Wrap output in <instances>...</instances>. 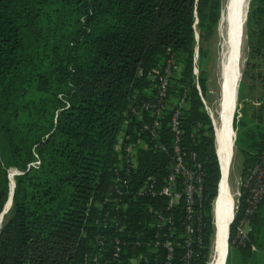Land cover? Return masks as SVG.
<instances>
[{
	"label": "trees",
	"instance_id": "1",
	"mask_svg": "<svg viewBox=\"0 0 264 264\" xmlns=\"http://www.w3.org/2000/svg\"><path fill=\"white\" fill-rule=\"evenodd\" d=\"M220 2L0 0V212L9 193L8 170L22 172L14 176L12 205L0 228V264H82L85 254L96 252L98 233L105 237L100 261L109 260L117 244L123 259L140 252L152 257L146 242L157 232L145 208L163 202L134 190L149 175L161 182L169 157L140 132L147 115L139 120L133 110L151 98L148 71H157L171 56L169 96L187 90L183 142L198 154L204 171L196 264H206L220 172L215 131L213 140L193 69L204 93ZM245 24L248 34L264 42V0L249 1ZM242 117L235 144L249 169L264 144V113ZM123 132L131 141L142 137L147 143L138 150L136 166L128 174L119 172L127 186L115 182L113 170L124 161L116 150ZM178 217L182 228L181 210ZM156 253L160 259L164 250Z\"/></svg>",
	"mask_w": 264,
	"mask_h": 264
},
{
	"label": "built area",
	"instance_id": "2",
	"mask_svg": "<svg viewBox=\"0 0 264 264\" xmlns=\"http://www.w3.org/2000/svg\"><path fill=\"white\" fill-rule=\"evenodd\" d=\"M174 66L175 59L171 56L157 71H148L147 78L150 80L148 89L152 91L151 98L144 101L138 109L133 110V115L139 120L142 119V114L147 115L149 120L142 122L140 132L149 134L152 146L169 157L167 172L161 178V182L156 176L149 175L134 190L136 195H149L163 202L161 207L148 204L145 208L150 222L148 224L157 232L153 240L149 239L146 242V246L153 253L152 257L140 252L128 259H123L120 254L122 248L120 244H117L110 259L100 261L105 237L98 233L94 238L96 252L85 254L82 264H150L151 259L154 264H196L200 256L204 171L198 154L188 150L183 142L182 118L187 102V90L184 89L176 98L169 96V84ZM196 72L197 67H194L195 75ZM140 74H142L141 68L138 69V75ZM195 85L199 91L197 82ZM166 109L169 110L165 130L167 138L163 139L161 131ZM141 148H147V143L142 137H136L134 141H131L124 132L118 136L116 150L124 161L116 164L113 169L115 182L127 186L128 179L123 178L119 172L124 170L128 174L130 169L136 166V156ZM116 192L121 194L118 188ZM237 194L231 222L234 223L231 244L244 246L247 242L245 229L264 198V144L259 151L257 161L244 175L241 189ZM241 197L243 198L242 206H240ZM105 201L116 203L117 198L107 197ZM180 210L183 213L182 228L178 227L177 221ZM102 225L106 227L107 221H104ZM118 229L121 230L122 227ZM142 234L143 232L138 235ZM159 247L164 250L163 257L160 259L156 253Z\"/></svg>",
	"mask_w": 264,
	"mask_h": 264
},
{
	"label": "bare ground",
	"instance_id": "3",
	"mask_svg": "<svg viewBox=\"0 0 264 264\" xmlns=\"http://www.w3.org/2000/svg\"><path fill=\"white\" fill-rule=\"evenodd\" d=\"M246 3L247 0H225L220 22V109L218 121H215L214 127L215 149L223 169V176L219 183L218 196L214 202L215 232L212 254L208 264H223L228 223L232 217L233 193L225 171L231 160L234 147L231 131L234 128L232 126L231 129V119L236 108L235 94L241 73ZM13 178H10L11 186ZM4 216L5 214L1 218L0 226Z\"/></svg>",
	"mask_w": 264,
	"mask_h": 264
},
{
	"label": "rangeland",
	"instance_id": "4",
	"mask_svg": "<svg viewBox=\"0 0 264 264\" xmlns=\"http://www.w3.org/2000/svg\"><path fill=\"white\" fill-rule=\"evenodd\" d=\"M225 0L220 2V16L223 10ZM217 21L215 26L214 33L208 44V61H207V70H206V90L203 93L200 87L199 80L197 78L198 69L194 79V85L198 84L199 91L197 90L198 97L202 103L203 109L206 112L210 123L213 128V140H214V131H215V121H218V113L220 109V51H221V31H220V22L221 19ZM197 32V28H196ZM264 39V37H262ZM257 49V51H256ZM195 61H197V51H195ZM241 78L239 85L241 88H238V98L236 101V108L234 111L233 117V128L231 125V131L234 136L238 132V126L243 120V115L247 117H255L256 114L264 113L262 110L264 106V42H259L255 35L248 34L246 24L244 26L243 42H242V55H241ZM202 98V99H201ZM261 111V112H260ZM242 119V120H241ZM235 130V131H234ZM236 139V138H235ZM216 141V140H215ZM215 145V142H214ZM232 151V157L228 165V181L230 189L233 193V198L236 204L238 198V192L241 189V184L244 176L245 161L247 156L240 152L239 148L234 142ZM17 168H10V170ZM248 171V169H246ZM215 200V198H214ZM213 200V202H214ZM233 201V200H232ZM233 208V204H232ZM235 209V208H234ZM212 220L214 215L213 203H212ZM213 222V221H212ZM215 222V216H214ZM231 225V224H230ZM213 226V225H212ZM214 229V226H213ZM210 245L208 249V258L206 264L210 261V255L212 254V246L214 236L213 233L210 237ZM228 246L229 243H228ZM231 248V246H230Z\"/></svg>",
	"mask_w": 264,
	"mask_h": 264
},
{
	"label": "crops",
	"instance_id": "5",
	"mask_svg": "<svg viewBox=\"0 0 264 264\" xmlns=\"http://www.w3.org/2000/svg\"><path fill=\"white\" fill-rule=\"evenodd\" d=\"M245 230L246 244L228 246L224 264H264V198Z\"/></svg>",
	"mask_w": 264,
	"mask_h": 264
},
{
	"label": "water",
	"instance_id": "6",
	"mask_svg": "<svg viewBox=\"0 0 264 264\" xmlns=\"http://www.w3.org/2000/svg\"><path fill=\"white\" fill-rule=\"evenodd\" d=\"M249 1L250 0H247V3H246V11H245V19H244V24L246 22V18H247V11H248V7H249ZM198 37V34L196 32V39ZM240 78H241V73H240ZM240 78H239V81H240ZM238 88H239V82L237 84V91H236V100L238 98ZM234 110V109H233ZM233 117H234V113H233ZM231 124L233 126V118L231 119ZM235 138H236V134L234 133V136H233V141H232V144L234 145V142H235ZM232 150V149H231ZM216 152V151H215ZM216 156H217V153H216ZM217 160H218V157H217ZM218 165H219V172H220V176H219V180H218V184H217V193H218V187H219V183H220V180L223 176V169H222V166H221V163L220 161H218ZM228 165L227 164V167H226V171H225V174L227 175L228 177ZM22 173L21 171H17L16 169L13 170L12 172H8V176H9V193H8V198L7 200L5 201L4 205H3V208L0 212V221H1V218L3 217V215L7 214L11 208V205H12V197H13V189H14V186H15V180L13 178V183H12V186H11V183H10V178L11 177H14V175H17V174H20ZM234 206H235V201H234V198H233V208H232V217L228 223V230H227V237H226V250H225V254H224V260H225V255H226V252H227V248H228V240H229V230H230V224L232 222V219H233V214H234ZM1 228V226H0ZM224 260H223V264H224Z\"/></svg>",
	"mask_w": 264,
	"mask_h": 264
}]
</instances>
